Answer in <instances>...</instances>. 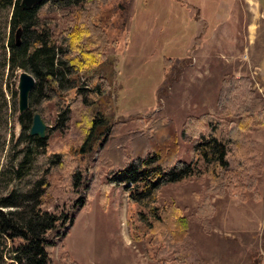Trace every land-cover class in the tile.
<instances>
[{"label":"rangeland","instance_id":"obj_1","mask_svg":"<svg viewBox=\"0 0 264 264\" xmlns=\"http://www.w3.org/2000/svg\"><path fill=\"white\" fill-rule=\"evenodd\" d=\"M12 12V6L0 7V197L31 189L49 165L50 153L75 146L83 137L75 113L56 127L52 103L45 109L33 103L31 113H39L46 125L48 148L21 140L25 134L13 119L19 113L17 83L23 69H11L8 62ZM38 13L54 19L52 31L64 27L50 0ZM97 20L104 32L97 45L102 58L90 71L108 77L111 90L92 148L109 123L124 134L136 130L140 119L160 116L177 125L178 158L194 160L203 171L205 162L195 154V140L184 125L203 113L222 117L216 107L222 78H249L256 99L247 107L264 108V0H106ZM244 140L251 157L257 155L262 164L257 199L250 193L245 199L214 194L213 214L202 216L196 210L205 195V175L162 186L157 205L179 206L188 234L185 244L157 260L161 242L151 243L137 218L147 210L131 204L121 187L111 188L101 202L97 180H92L87 183L95 191L85 207L74 211L67 235L55 243L52 264H65V254L79 264H264V127L247 132ZM25 153L27 162L19 169ZM92 157L89 151L87 166ZM68 196L57 193L60 202Z\"/></svg>","mask_w":264,"mask_h":264},{"label":"trees","instance_id":"obj_2","mask_svg":"<svg viewBox=\"0 0 264 264\" xmlns=\"http://www.w3.org/2000/svg\"><path fill=\"white\" fill-rule=\"evenodd\" d=\"M20 1L0 0V7H13L9 66L29 69L35 79L28 108L13 119L25 134L21 140L43 151L48 148L47 138L29 133L33 103L43 109L52 103L56 127L75 113L83 137L75 146L52 151L49 165L31 189L0 197V264H52L55 243L67 235L74 211L85 207L95 190L103 202L111 188L121 187L131 204L147 210L138 212L137 218L151 243L161 242L157 260L185 244L188 234L187 218L179 206L157 205L162 186L205 175V195L196 210L202 216L213 214L214 194L245 199L250 193L257 199L262 164L257 163V155L251 157L244 135L264 127V108L248 109L247 104L256 99L249 78H222L216 99L222 117L203 113L185 122L186 131L195 140L194 152L205 162L203 171L194 160L178 158L177 125L160 116L140 119L136 130L124 134L116 123H109L92 148L95 130L105 120L111 90L108 77L90 71L102 58L97 45L104 32L97 16L106 0H50L64 19L58 32L52 31V17L39 15L42 3L23 9ZM89 151L95 157L87 166ZM27 154L19 169L27 162ZM100 178L102 182H98ZM92 180H97L95 190L87 183ZM60 190L69 195L62 202L57 199ZM64 257L65 264H79L68 254ZM196 264L203 262L197 260Z\"/></svg>","mask_w":264,"mask_h":264},{"label":"water","instance_id":"obj_3","mask_svg":"<svg viewBox=\"0 0 264 264\" xmlns=\"http://www.w3.org/2000/svg\"><path fill=\"white\" fill-rule=\"evenodd\" d=\"M45 0H21L20 5L23 9H29L36 4H40ZM35 79L32 74L26 70H22L18 75L17 91H18V112L22 113L28 108L29 93L34 87ZM46 125L40 117L39 113H34L32 124L29 130L31 135L43 137Z\"/></svg>","mask_w":264,"mask_h":264}]
</instances>
